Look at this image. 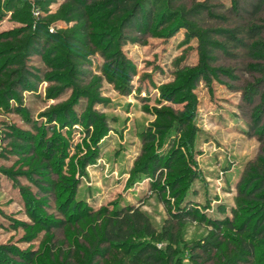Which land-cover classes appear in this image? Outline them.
I'll return each instance as SVG.
<instances>
[{
  "label": "rangeland",
  "instance_id": "rangeland-1",
  "mask_svg": "<svg viewBox=\"0 0 264 264\" xmlns=\"http://www.w3.org/2000/svg\"><path fill=\"white\" fill-rule=\"evenodd\" d=\"M198 3V15L179 14ZM162 5L174 14L168 24L128 29L129 39L113 42L130 72H115L99 34L101 26L117 27L92 14L84 61L68 60L74 50L65 41L53 57L29 56L28 83L0 98V248L17 249L5 264H59L69 253L72 264H141L129 246L94 248L105 216L128 207L143 211L157 231L155 240L136 241L163 253L171 248L173 264H264V239L251 234L260 212L240 194L247 174L264 169V60L216 32L236 27L243 37L249 27H263L264 0ZM70 9L66 0L46 8L0 0V43L18 41L28 20L57 37L78 35L79 17ZM209 30L228 50H214L212 61L199 46ZM259 39L264 43V28ZM62 60L70 70L53 69ZM66 109L72 125L64 122ZM149 158L160 161L157 174L146 171ZM164 227L174 228L176 242L160 239ZM216 231L219 246L210 242ZM242 241L254 245L253 256ZM205 243L212 259L200 251Z\"/></svg>",
  "mask_w": 264,
  "mask_h": 264
},
{
  "label": "trees",
  "instance_id": "trees-1",
  "mask_svg": "<svg viewBox=\"0 0 264 264\" xmlns=\"http://www.w3.org/2000/svg\"><path fill=\"white\" fill-rule=\"evenodd\" d=\"M36 2L42 3V6L46 8L47 4L52 2V0H35ZM71 6L70 10H74L79 17V31L78 35H67L66 37H57L51 32L45 31L43 24L36 22L33 24L30 20L25 22V27L21 29L18 41L9 44L7 47L0 43V58L3 57L0 67V98L2 99L5 94L10 91V88L17 84L19 81H26L28 83V78L31 74H34L33 69L26 64V60L29 56H33L37 53L46 51L51 57L55 56L60 52L61 42H67L72 48L73 52H66L68 60H74L75 62L84 61L87 57L84 54V49L91 44L90 41V26L92 24L91 15L95 14V18L101 20L102 22H107L109 25L117 27L113 29L114 32H109V28L102 27L99 34L104 38L102 42L107 41V50L111 51L109 57L111 64L114 66L115 72H130V62L129 59L122 55L121 52L117 51L113 46L114 40H125L129 39L124 35L125 30H134L137 32L145 33L150 32L156 28V26L164 27L171 21L173 17V12L170 9L163 10L162 2L165 1L168 5H172L180 0H66ZM202 10H204L203 4H195L191 8L186 9L184 6L179 10V14L185 18L198 15ZM114 22V23H113ZM106 26V25H105ZM261 26L253 25L246 29L244 36L242 37L241 31L236 28L230 29H220L217 32L219 36H223L228 43L233 44L235 47H245L248 54L252 59L264 60V43L259 39L262 33ZM177 31H175L176 33ZM170 33V32H169ZM14 36V37H15ZM192 36V35H191ZM13 37V35H12ZM194 37V36H192ZM213 37L208 31V36L205 40L199 41V46L204 49L208 60H214L212 58V52L214 50H221L224 53H228L226 40L224 42L213 40ZM246 38L251 40L250 43H246ZM136 40V39H134ZM54 70H70L71 67L68 61L62 60L58 62L53 67ZM206 71L210 70L207 66L204 67ZM259 69L264 70L263 65H259ZM206 71L200 74H205ZM197 72V74H199ZM61 74V73H59ZM59 76V75H58ZM250 93V90L246 92ZM252 93H250L251 95ZM249 95V96H250ZM3 101H0V104ZM64 122L72 125V117L68 113L67 109L64 113ZM182 120H179V124L176 123L175 126H181ZM32 137V136H31ZM33 138V137H32ZM153 138L149 137V141L152 142ZM38 142L43 147L46 142L42 137L38 138ZM147 159L146 161V171L153 169H158V164L160 161ZM152 161V165L150 164ZM244 200L251 204H256L260 212L259 219L254 222L252 226V235H256L257 238L264 239V169L255 170L252 169L244 181L243 189L240 193ZM254 207V206H253ZM217 228H220V224H215ZM99 235L94 241V248L99 247L100 244H104L103 250L106 253L110 252L111 246L121 247L129 246V250H135V258L141 264H173V255L171 248L163 253L161 249L157 248L155 245L149 242H138L142 237H150L151 239H156L157 231L152 225L149 217L141 211L139 208H122L116 210L112 214L105 216L102 225L99 226ZM230 229H236L233 224L228 225ZM248 230V227L238 228L237 231L243 234ZM220 234H215L211 237L210 242L215 246H219ZM160 239L167 240L170 243L177 241V233L174 228H163L160 231ZM243 247L248 252L249 255H254V245L246 241H242ZM134 246V247H133ZM132 247V248H130ZM210 246L205 243L202 245L200 250L202 253L207 255L208 259H212V254H210ZM93 249L92 253L95 254ZM17 254V249L12 250L9 247L0 248V264H5L3 258L6 255ZM63 262L59 264H72L71 254L69 253ZM30 258V257H29ZM95 259V255L92 256ZM3 262V263H2ZM6 264H8L6 262ZM57 264V263H56ZM113 264H122L120 259H117Z\"/></svg>",
  "mask_w": 264,
  "mask_h": 264
}]
</instances>
